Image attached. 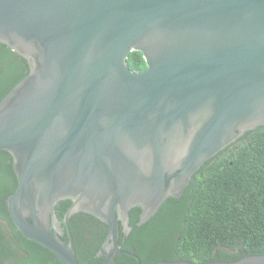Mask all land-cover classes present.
I'll return each mask as SVG.
<instances>
[{
    "label": "water",
    "instance_id": "obj_1",
    "mask_svg": "<svg viewBox=\"0 0 264 264\" xmlns=\"http://www.w3.org/2000/svg\"><path fill=\"white\" fill-rule=\"evenodd\" d=\"M0 41L30 65L0 101V149L18 177L9 212L62 264H81L77 212L109 226L102 264L123 253L139 264L119 242L130 210L142 225L264 124V0H0ZM133 50L145 69L129 66ZM156 264H264V253Z\"/></svg>",
    "mask_w": 264,
    "mask_h": 264
},
{
    "label": "trees",
    "instance_id": "obj_2",
    "mask_svg": "<svg viewBox=\"0 0 264 264\" xmlns=\"http://www.w3.org/2000/svg\"><path fill=\"white\" fill-rule=\"evenodd\" d=\"M127 62L134 71L147 67L139 50L131 51ZM29 71L28 60L0 41V101ZM17 185L13 156L0 149V264H62L49 248L28 239L14 223L6 197ZM71 204L70 199L57 203L60 219L64 220ZM141 211L139 206L130 210L133 230L122 244L138 254L139 264L178 259L234 261L264 253V124L247 130L209 158L181 196H170L155 215L138 225ZM81 213L70 218L79 262L102 264L105 257L97 256L96 250L79 253L74 222ZM137 262L123 253L112 264Z\"/></svg>",
    "mask_w": 264,
    "mask_h": 264
},
{
    "label": "flooded vegetation",
    "instance_id": "obj_3",
    "mask_svg": "<svg viewBox=\"0 0 264 264\" xmlns=\"http://www.w3.org/2000/svg\"><path fill=\"white\" fill-rule=\"evenodd\" d=\"M74 229L78 237L77 239L79 242L78 244L80 254L93 249L96 250L97 256L104 257L103 255H98V252L101 250V246L104 243L108 234L109 226L107 223L90 213L82 212L74 222ZM70 230L73 235L71 226ZM132 230L133 226L131 225V223L128 227L121 225V232L119 238L121 246L130 238ZM62 235L64 238L68 239L67 228L64 229V233Z\"/></svg>",
    "mask_w": 264,
    "mask_h": 264
}]
</instances>
